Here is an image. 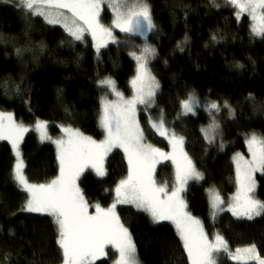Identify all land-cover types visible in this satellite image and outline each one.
<instances>
[{
	"label": "trees",
	"instance_id": "obj_1",
	"mask_svg": "<svg viewBox=\"0 0 264 264\" xmlns=\"http://www.w3.org/2000/svg\"><path fill=\"white\" fill-rule=\"evenodd\" d=\"M15 3L0 0V110L13 113L28 128L37 120L47 121L51 133H63L70 126L94 140L104 139L99 117L108 88L99 81L110 77L128 96L137 66L129 53L152 46L155 55L148 61L160 86L152 108L137 117L144 139L173 152L169 137L152 127L161 118L169 133L183 136L184 153L203 174L186 188L187 211L210 231L222 233L230 250L255 244L264 258V215L249 222L228 213L213 222L206 190L228 201L237 190V153L247 154L250 134L264 136V37H252V20L245 15L238 19L225 0H147L155 28L145 35L117 32L118 42H109L97 56L89 37L76 41L43 17L26 15ZM190 93L200 104L185 115L180 101ZM225 101L229 107L223 106ZM211 102L221 106L219 112L207 107ZM213 119L219 128L210 142L201 129ZM22 156L31 183L55 179V147L41 143L34 131L23 138ZM13 162L10 145L0 141V264H61L53 219L19 211L26 198L12 179ZM156 171L161 182L160 166ZM163 171L170 173L168 168ZM254 174H259L256 195L264 201V170ZM127 175V156L117 147L108 157L106 176L87 172L81 191L88 203L108 207L112 190ZM115 211L131 234L140 264H190L171 224L155 223L133 206L121 205ZM114 257L109 251L93 264H113Z\"/></svg>",
	"mask_w": 264,
	"mask_h": 264
},
{
	"label": "snow or ice",
	"instance_id": "obj_2",
	"mask_svg": "<svg viewBox=\"0 0 264 264\" xmlns=\"http://www.w3.org/2000/svg\"><path fill=\"white\" fill-rule=\"evenodd\" d=\"M7 2L11 3L12 0ZM228 3L236 9L238 19L243 14H248L253 21L254 36L264 37V0H228ZM104 4L113 14L111 26L100 22L101 7ZM15 6L28 16H40L48 24L61 25L76 41H82L87 32L92 37L97 56L109 42H118L113 35V28L141 35L155 28L147 0H16ZM62 10H67L70 15H65ZM212 39L216 40V37L213 36ZM180 50L183 51L182 48ZM20 53L21 50L17 49V54ZM129 55L137 61L136 75L130 81L134 95L130 99H124L110 77L99 81L118 98L117 101L101 98L100 127L104 130V139L97 142L92 137L84 136L79 129L64 127L62 130L66 138L54 141L60 172L48 183H30L25 175L20 143L29 128L22 122L18 123L13 113L0 112V140L11 143L15 156L12 179L18 188L27 193V199L19 211L53 217L57 229V245L62 251V264H92L98 256L105 254L108 245L119 254L116 264H140L131 234L115 211L117 204H134L137 209L149 213L154 222L172 221L190 264H217L220 254L237 264H264V258H261L255 244L230 250L228 242L219 233L209 239L201 221L187 211V203L181 193L186 190L190 180H202L203 174L196 170L191 159L184 153V137L177 136L174 132L169 133L161 118L152 127L159 135L169 137L173 152L164 153L143 143L144 133L136 120V107L144 105L147 108L154 104L159 84L148 68V60L155 55V48L146 44L139 54L131 52ZM249 97L251 98V94ZM199 104L200 101L191 93L187 99L180 101L184 114L192 113L194 106ZM223 106L229 107L227 101ZM207 107L219 112L221 106L217 102H211ZM229 114H234L230 108ZM47 126V121L37 120L35 124L41 141L51 139L46 131ZM218 128L219 124L213 119L208 129L214 133ZM208 129L202 128L201 131L212 142L214 136L208 135ZM246 143L251 160H245L237 153L238 187L228 210L237 218L252 220L264 215V201L252 196L255 188L253 174L264 170V136L252 133ZM114 147L123 148L128 160V175L115 187L116 201L108 208H102L97 203L94 205L95 213L90 214L88 202L77 179L87 167L94 169L98 176H105L103 160ZM159 158L171 159L176 164V182L170 191L166 186H157L154 179L155 165L160 162ZM210 192L213 195L211 215L214 218L215 209L224 204V200L214 190Z\"/></svg>",
	"mask_w": 264,
	"mask_h": 264
},
{
	"label": "rangeland",
	"instance_id": "obj_3",
	"mask_svg": "<svg viewBox=\"0 0 264 264\" xmlns=\"http://www.w3.org/2000/svg\"><path fill=\"white\" fill-rule=\"evenodd\" d=\"M225 1H226L227 4H229V3H228V0H225ZM229 5H230V4H229ZM62 11H64L65 15H70V13H68L67 10H62ZM106 13H108V14H106ZM109 13H110V14H109ZM110 15H111V17H110ZM243 15L249 17L247 13H245V14H243ZM240 18H241V17H240ZM249 18H250V17H249ZM250 19H251V18H250ZM112 20H113V14H112L111 10L108 8V6H107L106 4L102 5V7H101V14H100V22H101L102 24H104L105 26H111ZM47 24H48V23H47ZM50 25H51V24H50ZM52 26H56V27H61V28H63L61 25H52ZM252 26H253V22H252ZM252 26H250V28H251V34H252ZM63 29H64V28H63ZM64 31H65V30H64ZM65 32H66V31H65ZM117 32H120V33H123V34H124V32H121L119 29L113 28V35H114V36L116 35ZM66 33H67V32H66ZM67 34H68V33H67ZM68 35H69V34H68ZM84 36L89 37V38L91 39V41L93 42L92 37H91L90 34H88L87 32H85V33H84ZM252 37H253V38H260V36H254L253 34H252ZM136 53L139 54L138 51H136ZM131 57L133 58L134 62H135L136 65H137V61L134 59L133 56H131ZM148 68H149L151 74L155 77L156 81H158V79H157V75H155V73L152 71V68H151V66H150V64H149V61H148ZM136 71H137V66H136ZM136 71H135V73H134V77H135V75H136ZM134 77H133V78H134ZM133 78H132V79H133ZM132 79H131V80H132ZM131 80H130V81H131ZM107 88H108V87H107ZM116 90H117V89H116ZM158 90H159V87L156 89V93H157ZM117 91H118V90H117ZM119 92H120V91H119ZM120 93L123 94V97H124V99H126V100L132 98V96L134 95V89H133L131 83L129 82V95H128V96H127L126 94H124L123 92H120ZM125 96H127V97H125ZM103 98H105L106 101H117V99H118L117 96L115 95V93L112 92L110 88H108V92L103 96ZM198 106H199V105L194 106V111L198 108ZM101 107H102V106H100V109H101ZM149 108H152V106L145 108L144 105H137V107H136V120H137L138 122H139V119H137L138 114H139L141 111L149 110ZM194 111H193V112H194ZM0 112H3V111L0 110ZM188 114H192V113H187V114H185V115H188ZM100 115H101V112H100ZM99 120H100V117H99ZM139 124H140V123H139ZM208 126H209V125H208ZM140 127H141V126H140ZM205 129H208V127H206ZM102 130H103V129H102ZM32 131H34V133L37 134L38 140H39L41 143H49V144H52V145L55 147V151H56V154H57V156H58L57 145L54 143V141H55V140H58V139H61V138H66L64 132H63V133H60V134H59V133H51V132L48 130V127H47L46 131H47L48 136L51 137V139H50V140H44V141H41V139H40V133H39L38 131L35 130V125L32 126V127H29V131H28V132H32ZM103 131H104V130H103ZM28 132H26V133H28ZM26 133L24 134V137H25ZM203 133H204V132H203ZM212 133H213V132H212L210 129H208V135L211 136ZM204 134H205V133H204ZM255 134H256V133H255ZM83 135H84V134H83ZM257 135H258V136H261V135L258 134V133H257ZM84 136H88V135H84ZM104 136H105V134H104ZM250 136H251V134H250L248 137H246V140H245V146H246V148H247V154H246L245 156H243V158H244L245 160H251V153H250V151H249V149H248V145H247V143H246L247 139H249ZM89 137H90V136H89ZM92 139H93V138H92ZM101 140H103V139H101ZM101 140H96V141L99 142V141H101ZM208 140H209V139H208ZM0 141L8 143V144L10 145L11 149H12L11 143H10L9 141H6V140H0ZM22 141H23V140H22ZM143 143H144V144H148L147 141H146L145 139H144ZM150 145H151V144H150ZM152 147H154V146L152 145ZM116 148H117V147L112 148V150H111L110 152H108L107 155L104 157V160H103V167H104L105 172H106V166H107V160H108V157H109L110 155H112L113 151L116 150ZM154 148H155V147H154ZM20 151H21V154H22V142L20 143ZM161 151L164 152V153L171 154V153H169V152H165V151H163V150H161ZM12 152H13V149H12ZM13 156H14V153H13ZM22 158H23V156H22ZM178 159H179V158H178ZM159 160H160V162L157 163V164L155 165V171H154V174H153V175H154V179H155V181H156L157 186H166V187L168 188V190L170 191V190H171V187H172L173 184L176 182V181H175V176H176V164L173 163V161H172L171 159H167V160H165V159H163V158H159ZM23 161H24V158H23ZM14 163H15V156H14V162H13V165H14ZM57 164L59 165V160H58V158H57ZM159 166H160V168L162 169V172H160V174H159L160 177L162 178V181H161V182H158L157 177H156V174H157V172H158V171H156V170L158 169ZM165 168H168V170L170 169V173L168 174V172H167V175H166L165 171H163V169H165ZM24 169H25V168H24ZM59 172H60V165H59L58 173H57L56 177L59 175ZM87 172H91L92 174H94L95 176L98 177V175L96 174V172H95L94 169H92L91 167H87V168H85L84 171L80 174L79 178L77 179V184H78V186H79L80 189H81L80 181H81V179L83 178V176L87 174ZM105 176H106V175H105ZM56 177H55V178H56ZM99 177H100V176H99ZM103 177H104V176H103ZM254 177H255V176H254V174H253V179H254V181H255V187H257V185H258V183H259V179H258V178H254ZM124 178H126V177H124ZM124 178H122V179H124ZM120 180H121V179H120ZM195 181H196V180H190V181L188 182V184L186 185V188H187V186H188L191 182H195ZM199 181H200V180H199ZM48 182H50V181H48ZM48 182H45V183H48ZM30 183H31V182H30ZM118 183H119V182H118ZM118 183H117V184H118ZM115 187H116V186H115ZM115 187H114V189L112 190L113 198H112V202L110 203V205L113 204V203L116 201ZM237 187H238V185H237ZM236 189H237V188H236ZM20 190H21V189H20ZM206 190H207L208 201L210 202V212L212 213L213 209H212V207H211V201H212L213 195H212V193L210 192V190H213V189L206 188ZM21 191H22V190H21ZM214 191H215V190H214ZM236 191H237V190H236ZM256 191H257V188H254V191H253V193H252V196H253L254 199H257V200H260V201H261V199H258V197H257V195H256ZM22 192L25 194V198L27 199V193L24 192V191H22ZM215 192H216V191H215ZM216 193H218V192H216ZM235 193H236V192H235ZM235 193L227 199L228 201L224 200V204L219 205V206L215 209V212H216L215 217L213 218V216L211 215V220H212L213 222L217 221L218 218H219L221 215H223V214H228V213H230V214L232 215V212L229 211L228 208H229L230 203L232 202V198L234 197ZM185 194H186V190H185L184 192L181 193V196H182V198H183L184 200H185ZM26 199H25V200H26ZM85 200H86V199H85ZM86 201H87V200H86ZM99 204H100V203H99ZM88 205H89V208H88L89 213H90V214H94L95 211H96L94 205H96V203H88ZM100 205H101L102 208H108V207H109V206H108V207H107V206H103L102 204H100ZM121 205L131 206V207L133 206L135 209H137V208L135 207L134 204H117L116 208H117V207H121ZM221 209H223V210H221ZM115 210H116V209H115ZM137 210L140 211V212H142V213H143V212L146 213V215H148V216L150 217V219L153 221V219H152V217L150 216L149 213H147V212H145V211H143V210H141V209H137ZM23 213H28V212H23ZM30 214H35V213H30ZM36 214H40V215H42V216H49V215H47V214H41V213H36ZM232 216H233V215H232ZM261 216H262V215H261ZM261 216H259V217H254L252 220H249V219H247L246 217H241V218H237V217H235V216H233V217H234L236 220H238V221H239V220H244V221H249V222H250V221H253V220L260 219ZM49 217H51V216H49ZM51 218L53 219V217H51ZM153 222H154V221H153ZM164 222L171 224V225L174 227V229L176 230V232H177V229H176L175 224H174L172 221H170V220H162V221H158V222H155V223H164ZM203 227H204L205 232L209 235V239H212L213 236H214L216 233H219L220 235H222V233H220L217 229H213V230L210 231V230L207 229L204 225H203ZM222 236H223V235H222ZM223 237H224V236H223ZM132 240H133V239H132ZM241 248H244V247H241ZM109 251H110V252H113V253L115 254V257H114V260H113V264H116V261H117L118 258H119V254H118L117 250H116L115 248H113L111 245L106 246V248H105V254H104V255H101V256H98L95 260L92 261V264L95 263L96 261L102 259V258H105V257L108 255V252H109ZM262 258H263V257H262ZM231 263H235V264H237V262L228 259V258L225 257L223 254H220L219 257L217 258V264H231ZM252 263H255V264H256V262H249V264H252ZM61 264H62V263H61Z\"/></svg>",
	"mask_w": 264,
	"mask_h": 264
},
{
	"label": "bare ground",
	"instance_id": "obj_4",
	"mask_svg": "<svg viewBox=\"0 0 264 264\" xmlns=\"http://www.w3.org/2000/svg\"><path fill=\"white\" fill-rule=\"evenodd\" d=\"M253 22V21H252ZM251 26H252V24H251ZM136 71V70H135ZM158 82V81H157ZM159 84V83H158ZM160 86V85H159ZM254 178H258L259 177V174H254Z\"/></svg>",
	"mask_w": 264,
	"mask_h": 264
}]
</instances>
